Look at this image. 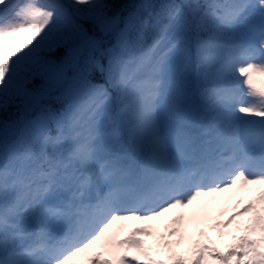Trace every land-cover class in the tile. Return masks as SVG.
Segmentation results:
<instances>
[{
  "label": "snow or ice",
  "instance_id": "1",
  "mask_svg": "<svg viewBox=\"0 0 264 264\" xmlns=\"http://www.w3.org/2000/svg\"><path fill=\"white\" fill-rule=\"evenodd\" d=\"M124 7L0 0V264H264V0Z\"/></svg>",
  "mask_w": 264,
  "mask_h": 264
},
{
  "label": "rangeland",
  "instance_id": "2",
  "mask_svg": "<svg viewBox=\"0 0 264 264\" xmlns=\"http://www.w3.org/2000/svg\"><path fill=\"white\" fill-rule=\"evenodd\" d=\"M132 2H134V4H139L141 2V0H132ZM155 2H160V0H155ZM201 2H203V0H201ZM126 15V13H125ZM90 23V22H89ZM114 42V41H113ZM200 84L202 87H207V88H211L214 86V84L212 83V79L211 77H209L207 80L204 79L203 76L200 77ZM16 112V111H15ZM14 112V114H15ZM18 115H12L10 118H7L5 121L0 123V127L3 126V124L5 122L11 124L12 121L17 120L20 118L21 113L17 112ZM50 133L52 135H55V125H53V128H50ZM256 195L255 192H247L244 193L242 196L241 195H237L230 203L228 204H224L223 202L221 204H218L216 206L213 207L212 211H211V216H212V221L211 223H215L216 219H227L229 215H231L232 210L236 207L237 202L240 201L241 199H243L245 202H247L252 196ZM225 209H227V211H225ZM191 211V210H189ZM132 224H135L136 222H130ZM202 227L204 228L205 231L208 232V235L211 237V239L213 240H217V241H223L225 243H230L231 242V236H225V237H220L219 235V230H214L212 229L208 224L202 225ZM163 230V226L161 225V231ZM225 232L229 231L227 229L224 230ZM221 247L223 249L224 245L223 243L221 244ZM102 251V249L97 246L93 249V253L95 252H100ZM178 251H182L181 249H178ZM158 259H166L167 256L163 253H161L158 257Z\"/></svg>",
  "mask_w": 264,
  "mask_h": 264
},
{
  "label": "trees",
  "instance_id": "3",
  "mask_svg": "<svg viewBox=\"0 0 264 264\" xmlns=\"http://www.w3.org/2000/svg\"><path fill=\"white\" fill-rule=\"evenodd\" d=\"M109 3H115L116 5V10L120 11V12H124V14H127V9H125V5H132L134 4V2H132V0H108ZM81 23L84 24L85 28L89 27V22L88 21H81ZM19 100L10 103L6 109H0V123L5 121L7 118H10L14 112H15V116L18 115L17 112L20 113L17 105L19 104Z\"/></svg>",
  "mask_w": 264,
  "mask_h": 264
}]
</instances>
